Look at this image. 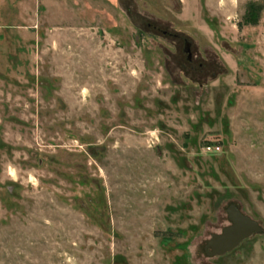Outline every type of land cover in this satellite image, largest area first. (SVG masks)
<instances>
[{
  "label": "rangeland",
  "instance_id": "rangeland-1",
  "mask_svg": "<svg viewBox=\"0 0 264 264\" xmlns=\"http://www.w3.org/2000/svg\"><path fill=\"white\" fill-rule=\"evenodd\" d=\"M0 264H264V0H0Z\"/></svg>",
  "mask_w": 264,
  "mask_h": 264
},
{
  "label": "water",
  "instance_id": "water-1",
  "mask_svg": "<svg viewBox=\"0 0 264 264\" xmlns=\"http://www.w3.org/2000/svg\"><path fill=\"white\" fill-rule=\"evenodd\" d=\"M227 210L231 224L223 228L222 232L213 234L208 240L206 253L209 256L224 255L236 249L253 234L262 231L260 223L245 214L235 204H231Z\"/></svg>",
  "mask_w": 264,
  "mask_h": 264
},
{
  "label": "built area",
  "instance_id": "built-area-1",
  "mask_svg": "<svg viewBox=\"0 0 264 264\" xmlns=\"http://www.w3.org/2000/svg\"><path fill=\"white\" fill-rule=\"evenodd\" d=\"M207 150H211V151H214V150H218V149H220V146L219 145H217V146H213V145H211V144H209V145H207Z\"/></svg>",
  "mask_w": 264,
  "mask_h": 264
}]
</instances>
